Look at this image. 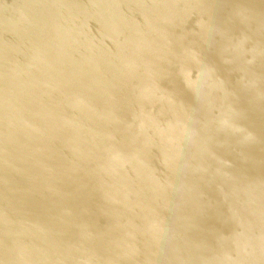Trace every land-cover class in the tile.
I'll return each instance as SVG.
<instances>
[{"label": "water", "instance_id": "1", "mask_svg": "<svg viewBox=\"0 0 264 264\" xmlns=\"http://www.w3.org/2000/svg\"><path fill=\"white\" fill-rule=\"evenodd\" d=\"M0 264H264V0H0Z\"/></svg>", "mask_w": 264, "mask_h": 264}]
</instances>
